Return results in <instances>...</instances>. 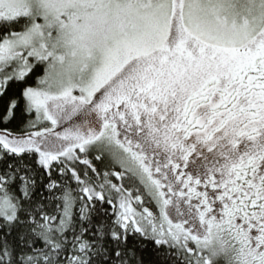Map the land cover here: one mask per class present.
<instances>
[{"label":"snow or ice","instance_id":"snow-or-ice-1","mask_svg":"<svg viewBox=\"0 0 264 264\" xmlns=\"http://www.w3.org/2000/svg\"><path fill=\"white\" fill-rule=\"evenodd\" d=\"M0 125V264H264V0H0Z\"/></svg>","mask_w":264,"mask_h":264},{"label":"trees","instance_id":"trees-1","mask_svg":"<svg viewBox=\"0 0 264 264\" xmlns=\"http://www.w3.org/2000/svg\"><path fill=\"white\" fill-rule=\"evenodd\" d=\"M2 127L3 126L0 125V128H2ZM7 128H8L9 131H12V132L18 131V125L15 122L10 124V125H8Z\"/></svg>","mask_w":264,"mask_h":264}]
</instances>
